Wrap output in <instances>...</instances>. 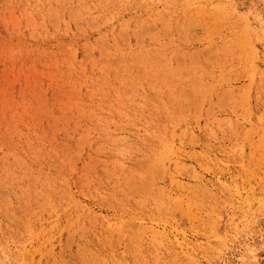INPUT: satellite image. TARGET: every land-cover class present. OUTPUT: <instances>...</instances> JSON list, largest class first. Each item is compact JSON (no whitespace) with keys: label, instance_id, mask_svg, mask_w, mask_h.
I'll list each match as a JSON object with an SVG mask.
<instances>
[{"label":"rangeland","instance_id":"1","mask_svg":"<svg viewBox=\"0 0 264 264\" xmlns=\"http://www.w3.org/2000/svg\"><path fill=\"white\" fill-rule=\"evenodd\" d=\"M0 264H264V0H0Z\"/></svg>","mask_w":264,"mask_h":264},{"label":"bare ground","instance_id":"2","mask_svg":"<svg viewBox=\"0 0 264 264\" xmlns=\"http://www.w3.org/2000/svg\"><path fill=\"white\" fill-rule=\"evenodd\" d=\"M19 251V250H18ZM5 258V257H4Z\"/></svg>","mask_w":264,"mask_h":264}]
</instances>
